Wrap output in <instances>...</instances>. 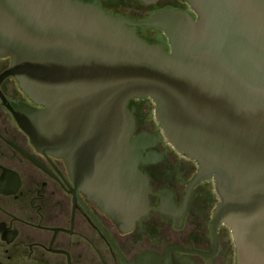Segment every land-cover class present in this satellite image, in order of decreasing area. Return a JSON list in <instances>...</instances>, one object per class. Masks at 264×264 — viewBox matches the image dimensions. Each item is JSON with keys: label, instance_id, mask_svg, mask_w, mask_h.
<instances>
[{"label": "water", "instance_id": "1", "mask_svg": "<svg viewBox=\"0 0 264 264\" xmlns=\"http://www.w3.org/2000/svg\"><path fill=\"white\" fill-rule=\"evenodd\" d=\"M186 1L197 20L167 10L135 23L78 0H0V56L43 106L23 128L120 224L148 214L128 104L153 99L167 140L200 165L192 185L216 183L215 234L226 224L239 264H264V0ZM131 25L164 31L171 51Z\"/></svg>", "mask_w": 264, "mask_h": 264}, {"label": "flooded vegetation", "instance_id": "2", "mask_svg": "<svg viewBox=\"0 0 264 264\" xmlns=\"http://www.w3.org/2000/svg\"><path fill=\"white\" fill-rule=\"evenodd\" d=\"M78 1L135 23L167 10L198 19L186 0ZM131 27L171 51L164 31ZM12 69V56H0V264H239L231 228L221 223L214 232L221 202L215 181L192 185L200 165L167 140L153 99L128 104L138 168L149 185L148 214L120 216V224L76 182L66 158L37 146L23 128L25 109L43 106Z\"/></svg>", "mask_w": 264, "mask_h": 264}]
</instances>
